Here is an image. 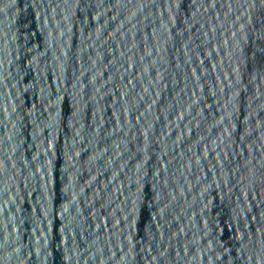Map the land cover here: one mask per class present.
<instances>
[{
    "label": "water",
    "instance_id": "obj_1",
    "mask_svg": "<svg viewBox=\"0 0 264 264\" xmlns=\"http://www.w3.org/2000/svg\"><path fill=\"white\" fill-rule=\"evenodd\" d=\"M0 264H264V0H0Z\"/></svg>",
    "mask_w": 264,
    "mask_h": 264
}]
</instances>
